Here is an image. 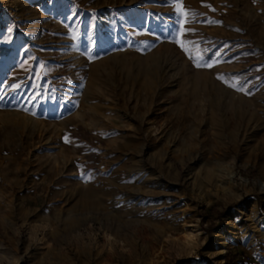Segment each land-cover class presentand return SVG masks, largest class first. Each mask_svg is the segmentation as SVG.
Listing matches in <instances>:
<instances>
[{
  "label": "rangeland",
  "instance_id": "374dc122",
  "mask_svg": "<svg viewBox=\"0 0 264 264\" xmlns=\"http://www.w3.org/2000/svg\"><path fill=\"white\" fill-rule=\"evenodd\" d=\"M0 33V264H264V0H0Z\"/></svg>",
  "mask_w": 264,
  "mask_h": 264
},
{
  "label": "crops",
  "instance_id": "0c3cea01",
  "mask_svg": "<svg viewBox=\"0 0 264 264\" xmlns=\"http://www.w3.org/2000/svg\"><path fill=\"white\" fill-rule=\"evenodd\" d=\"M12 34L14 33L12 32ZM6 39L5 35L0 33V58H3L12 51L13 43Z\"/></svg>",
  "mask_w": 264,
  "mask_h": 264
},
{
  "label": "trees",
  "instance_id": "16d2710c",
  "mask_svg": "<svg viewBox=\"0 0 264 264\" xmlns=\"http://www.w3.org/2000/svg\"><path fill=\"white\" fill-rule=\"evenodd\" d=\"M210 209L214 208V205L209 206ZM224 264H237V261L234 260L233 256H229L225 259Z\"/></svg>",
  "mask_w": 264,
  "mask_h": 264
},
{
  "label": "bare ground",
  "instance_id": "6f19581e",
  "mask_svg": "<svg viewBox=\"0 0 264 264\" xmlns=\"http://www.w3.org/2000/svg\"><path fill=\"white\" fill-rule=\"evenodd\" d=\"M191 240H192V239H191ZM191 240H190V241H191ZM223 251H224V250H223Z\"/></svg>",
  "mask_w": 264,
  "mask_h": 264
}]
</instances>
